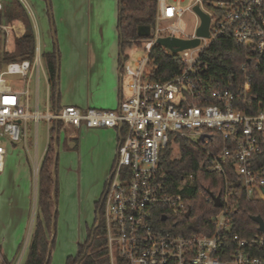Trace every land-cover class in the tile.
Segmentation results:
<instances>
[{
	"label": "built area",
	"instance_id": "built-area-1",
	"mask_svg": "<svg viewBox=\"0 0 264 264\" xmlns=\"http://www.w3.org/2000/svg\"><path fill=\"white\" fill-rule=\"evenodd\" d=\"M4 1L0 0V12ZM183 1L156 0L148 36L134 43H143L146 55L133 68L125 63L127 56L121 62L119 75L122 83L128 78L129 94H121L115 109L64 105L50 110L47 103L46 112L40 113L39 46L31 60L5 61L4 54L13 52L10 39L21 37L25 27L21 21L1 18L0 172L6 154L1 141L22 140L28 120L79 130L115 129L116 151L101 196L109 264H264L263 231L257 224V231L248 236L234 233L231 203L240 192L247 200L264 202V93L257 96L252 91V71L264 67V0H192L182 7ZM195 7L209 17L208 37L197 36L200 17ZM187 13L193 16L190 25L184 19ZM226 33L245 48L246 61L236 80L220 85L201 55ZM166 37L199 38V44L176 53L181 67L169 79L152 81L150 53L157 40ZM6 75L21 79L9 80ZM33 76L37 100L30 112L28 87ZM180 140L200 149L207 171L224 177L209 235L176 232L172 230L176 223L156 221L159 214L162 222L185 216L190 208L179 192L160 180L159 155L169 147L172 157L178 158ZM229 175L235 176L237 187ZM164 208L168 215L161 214Z\"/></svg>",
	"mask_w": 264,
	"mask_h": 264
},
{
	"label": "trees",
	"instance_id": "trees-1",
	"mask_svg": "<svg viewBox=\"0 0 264 264\" xmlns=\"http://www.w3.org/2000/svg\"><path fill=\"white\" fill-rule=\"evenodd\" d=\"M156 0H118V38L123 58V50L132 43H138L146 35H140L143 27L149 29L155 20ZM50 19H51V14ZM18 20L24 24L25 33L15 39V49L12 53H5V61L31 60L35 52V34L28 14L21 4L13 0L3 4L0 12V20ZM46 71V79L49 88V101L53 109L58 107L59 81H58V49L53 45L51 52L41 54ZM245 48L237 43L230 34H224L216 38L202 53L201 57L209 64L210 74L216 83L226 85L228 81H234L238 77L239 66L246 61ZM124 58H126L124 56ZM151 67L149 76L152 81L163 82L169 79L173 72L181 67L177 54L170 53L162 46L155 45L150 53ZM252 76V91L257 96L264 93V67L254 69ZM60 123L53 122L49 127V143L41 159L37 174V197L36 216L32 232L27 245L25 258L22 264H49L50 250L53 246L55 220L52 221L53 208L56 204L57 181L55 167V188L52 174L55 148H58L60 141ZM201 151L186 140L179 142V157H172V150L164 148L159 155L160 180L179 192L187 206L190 207V215L171 218V221L162 222L158 215L156 221L162 225L173 226L176 223V232L191 233L204 232L211 234V216L217 212L213 206L209 193L223 195L224 177L217 172H209L204 161L200 159ZM58 158V156H57ZM191 176V179H187ZM182 184V181L185 180ZM233 187H237L236 178L229 175ZM235 207L232 211L233 232L239 236H248L257 231V224L251 216H260L264 219V202L247 200L240 192L234 199H231ZM95 210L99 216V224L95 226L97 216L94 218L93 227L89 231L88 239L78 246L75 256L66 258L65 264H109L108 252L106 249L105 230L103 225L101 198L95 202ZM168 215L164 208L161 214ZM56 214V213H55ZM56 217V216H55ZM170 222V223H169ZM53 224V225H52ZM177 226V227H176ZM53 227V230H52ZM170 228V227H167ZM91 241L90 245L88 243ZM87 248V249H86ZM86 249V252H85ZM49 253V255H48Z\"/></svg>",
	"mask_w": 264,
	"mask_h": 264
},
{
	"label": "rangeland",
	"instance_id": "rangeland-1",
	"mask_svg": "<svg viewBox=\"0 0 264 264\" xmlns=\"http://www.w3.org/2000/svg\"><path fill=\"white\" fill-rule=\"evenodd\" d=\"M13 0H5L8 5ZM25 9L29 20L32 24L35 34V45L39 46L40 54L44 53L49 45L50 39L47 31L45 32V22L39 9L37 0H16ZM109 4L102 3L103 23L105 26L106 37L118 40L117 25V0H109ZM192 0H184L179 5L185 7ZM116 10V12H115ZM187 24L193 23V16L190 13L185 15ZM143 43L139 46L134 43L124 48L123 53L127 55L125 63L134 67V62L146 55L143 49ZM9 48L15 49V40L10 39ZM42 70L38 76V111L46 112L47 100V81L45 77V65L41 56ZM6 79H21L19 75H6ZM127 80L123 79L121 94L127 96ZM29 111L35 110L36 104V78L32 77L29 84ZM48 104H50L48 102ZM50 110H53L50 105ZM23 127V124L21 125ZM64 135L68 136L70 129L65 128ZM25 142L20 140L16 143H9L2 140L1 144L9 150L4 156L5 169L0 173V215L15 217L14 224L22 233H28L33 227L36 216V197L37 189L35 188L33 159L37 156V161L41 160V155L48 142L47 124L44 120L36 124L28 120L25 124ZM63 136H60L58 145V158L56 167L57 197H56V214L53 246L50 250L49 264H65L66 258L75 256L78 246L87 241L89 231L93 227V208L92 201L95 193L102 188L109 170L103 175L102 168L108 158V154L102 153L98 145L97 138L91 139L86 137L82 139L79 135L67 137L66 146L63 144ZM94 146V148H93ZM113 156L111 161L113 160ZM29 159L28 174L23 176L22 169ZM3 165V167H4ZM13 169V172H12ZM110 169V168H109ZM23 171V175L20 172ZM103 176V177H102ZM24 177V178H23ZM24 179H27L25 182ZM102 180V182H100ZM101 183V184H100ZM53 208V210H54ZM25 214V215H24ZM18 216V217H17ZM25 216L27 217L25 220ZM13 219V217H12ZM7 221V222H8ZM14 221V220H13ZM12 221V223H13ZM25 231V232H24Z\"/></svg>",
	"mask_w": 264,
	"mask_h": 264
},
{
	"label": "crops",
	"instance_id": "crops-1",
	"mask_svg": "<svg viewBox=\"0 0 264 264\" xmlns=\"http://www.w3.org/2000/svg\"><path fill=\"white\" fill-rule=\"evenodd\" d=\"M37 2L44 20L47 22V24H44L45 32L47 31L50 39V45L45 53L51 52L54 44L57 45L58 49V108L64 105H74L115 109L119 104L122 87L119 68L124 56L127 55L123 53L121 59L119 38L116 41L104 35L106 30L104 24H102L104 16L102 15V3L107 2L109 4V0H37ZM116 30L118 33L117 25ZM44 73L46 77L45 70ZM48 102L50 103L47 84L46 106ZM49 127L47 124L48 142L41 159L49 143ZM67 129H70L67 133V137L70 138L76 135H79L82 139L86 137L97 138L98 145L96 144V146L101 149L102 153L108 154L102 168L103 175H106L113 162L111 158L115 155L117 131L115 129ZM65 130L60 126V136H63L64 146H66L67 140L64 135ZM25 139L24 133V142ZM7 149L6 154L9 152ZM32 162L35 188L37 189V174L41 160L38 162L35 154ZM27 163H29V159H26V164L22 168L25 174L23 175V171L20 172L23 176L28 174L26 170V167L28 169ZM4 169L5 165L0 173ZM101 191L102 188L94 195L93 209ZM26 218L25 216V220ZM15 220L14 215L10 216L9 221L7 216L0 215V264H22L25 258L33 227L27 234L22 233L14 224Z\"/></svg>",
	"mask_w": 264,
	"mask_h": 264
},
{
	"label": "water",
	"instance_id": "water-1",
	"mask_svg": "<svg viewBox=\"0 0 264 264\" xmlns=\"http://www.w3.org/2000/svg\"><path fill=\"white\" fill-rule=\"evenodd\" d=\"M195 12L198 14V16L200 17V26L197 29V36L198 37H208V25H209V17L202 12L198 7L194 8ZM143 31H139L140 35H148L149 34V27L145 26L142 28ZM157 44L159 46H162L168 50H170L172 53L176 54L178 51H181L183 49L186 48H190V47H195L199 44V38L196 39H190V40H182V39H177V38H159L157 40ZM56 138L57 136H55V141H54V148H55V156H54V164H53V169H52V174H53V178H54V186H53V190L55 188V176H54V172H55V167H56V162H57V156H58V148L56 145ZM210 198L213 201L214 206H220L221 202H220V197L217 195H213L211 193H209ZM56 206V204H54V207ZM55 212H56V208H54L53 210V217H52V221L54 223L55 220ZM190 215V208L187 210L185 216L189 217ZM165 217H162V220H164ZM251 219L258 224V228L259 230L263 231L264 233V220L260 217V216H251ZM99 224V216L97 214V221H96V225ZM53 225V224H52ZM53 230V227H52ZM53 236V234H52ZM91 241L88 243V245H90ZM87 249V248H86ZM85 249V252H86ZM49 255V253H48Z\"/></svg>",
	"mask_w": 264,
	"mask_h": 264
},
{
	"label": "flooded vegetation",
	"instance_id": "flooded-vegetation-1",
	"mask_svg": "<svg viewBox=\"0 0 264 264\" xmlns=\"http://www.w3.org/2000/svg\"><path fill=\"white\" fill-rule=\"evenodd\" d=\"M112 164H113V162H112ZM111 168H112V165H111V167H110V170H111ZM110 170H109L108 174L110 173ZM107 178H108V175H107ZM107 178H106V180H105V182H104V184H103L102 191H101L100 196L98 197V200H100V198H101V196H102V193H103V191H104V189H105ZM98 200H96V201H98ZM96 201H95V202H96ZM94 204H95V203H94ZM93 215H94L95 217L97 216V213H96V210H95V205H94V209H93ZM95 217H94V218H95ZM167 217H168V216H167ZM166 219H167V218H166ZM93 220H94V219H93Z\"/></svg>",
	"mask_w": 264,
	"mask_h": 264
}]
</instances>
